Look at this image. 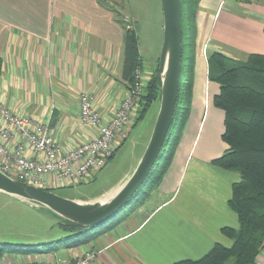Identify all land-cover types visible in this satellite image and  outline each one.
Here are the masks:
<instances>
[{
    "label": "crops",
    "instance_id": "1",
    "mask_svg": "<svg viewBox=\"0 0 264 264\" xmlns=\"http://www.w3.org/2000/svg\"><path fill=\"white\" fill-rule=\"evenodd\" d=\"M190 24L191 109L157 191L164 197L154 209H133L109 227L57 249L4 253L0 264H75L87 252L97 253L89 264H175L198 261L216 244L232 246L222 229L239 228L229 201L240 176L213 164L228 146L222 139L224 113L214 105L220 86L209 79V57L217 53L245 62L253 54L264 55V0H198ZM128 29L136 33L147 81L160 57L146 72L133 18H118L102 0H0V103L16 116L49 125L64 152L92 141L97 132L82 122L79 98L93 95L95 109L109 122L130 97L132 88L122 79ZM138 111L137 104L126 135L117 134L115 154L139 123ZM99 173L70 186H56V178L48 176L47 189L74 188L95 181ZM110 195L75 200L92 202ZM59 229V237H40L28 245L69 236ZM257 264H264V247Z\"/></svg>",
    "mask_w": 264,
    "mask_h": 264
},
{
    "label": "trees",
    "instance_id": "2",
    "mask_svg": "<svg viewBox=\"0 0 264 264\" xmlns=\"http://www.w3.org/2000/svg\"><path fill=\"white\" fill-rule=\"evenodd\" d=\"M197 3L198 0H191L186 14L182 0V73L179 97L168 139L146 185L156 176L153 186H158L167 174L189 118L194 67L190 21ZM142 66L136 33L128 29L122 79L131 88L135 83V73L138 69L142 70ZM209 79L220 86L214 105L224 113L222 139L228 146L226 153L213 161V164L240 176V180L232 187L229 201L230 208L238 216L239 228L222 229V233L233 243L230 248L216 244L198 261L187 260L175 264H257V258L264 247V55L253 54L247 61L239 62L221 54H212L209 57ZM144 87L138 101L136 123L144 120L153 103L160 99L159 63ZM180 115L178 124L176 121ZM114 155L115 152L111 159ZM114 221L111 219L97 230L109 227ZM59 226L69 236L54 243L17 245L7 252L41 253L50 248L57 249L61 244H69L82 235H93L89 230L62 219ZM7 252L0 250V255Z\"/></svg>",
    "mask_w": 264,
    "mask_h": 264
},
{
    "label": "rangeland",
    "instance_id": "3",
    "mask_svg": "<svg viewBox=\"0 0 264 264\" xmlns=\"http://www.w3.org/2000/svg\"><path fill=\"white\" fill-rule=\"evenodd\" d=\"M102 2L118 18L124 20L126 15L133 18L136 32L140 38L144 68L146 72H149L151 61H156V58L160 57L159 50L163 41V13L160 0H102ZM184 6L187 14L191 0H184ZM143 80L145 85L148 80L146 81L145 78ZM143 88L145 87L143 86ZM138 101L139 98L135 105L138 104ZM159 108L160 99L153 103L145 119L132 128L130 137L119 148L107 166L100 171L95 181L74 188L55 189L54 193L70 200H88L103 194H112L119 189L134 171L148 144ZM180 117L181 115L176 121L178 124ZM124 131H126V127ZM155 177H152L150 184L143 187L136 200L130 202L113 219L122 220L133 209H140V207L154 209L164 197L157 194L162 181L158 186H153ZM46 209L0 193V250L12 251L11 248L17 245L27 246L32 240L40 237L42 239L57 238L60 234L62 235L58 225L60 218ZM89 231L94 233L97 230L90 229Z\"/></svg>",
    "mask_w": 264,
    "mask_h": 264
},
{
    "label": "built area",
    "instance_id": "4",
    "mask_svg": "<svg viewBox=\"0 0 264 264\" xmlns=\"http://www.w3.org/2000/svg\"><path fill=\"white\" fill-rule=\"evenodd\" d=\"M143 86V75L138 69L130 97L123 101L109 122H105L95 109L94 96L81 94L82 122L97 135L69 152L62 150L49 125L37 123L30 117L16 116L0 103V170L16 180L45 190L48 176L56 178V186L84 181L91 173L105 168L112 158L116 136L126 135L124 129L130 122L136 100L143 93ZM96 255V252H87L75 264H89Z\"/></svg>",
    "mask_w": 264,
    "mask_h": 264
},
{
    "label": "water",
    "instance_id": "5",
    "mask_svg": "<svg viewBox=\"0 0 264 264\" xmlns=\"http://www.w3.org/2000/svg\"><path fill=\"white\" fill-rule=\"evenodd\" d=\"M160 2L163 13L160 108L148 144L126 182L107 198L82 202L21 182L0 170V193L47 208L60 219L86 230L99 229L139 195L152 175L174 122L182 73V0Z\"/></svg>",
    "mask_w": 264,
    "mask_h": 264
}]
</instances>
